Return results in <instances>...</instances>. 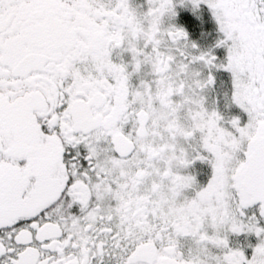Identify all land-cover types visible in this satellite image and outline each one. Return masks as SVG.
Here are the masks:
<instances>
[{"label":"snow or ice","instance_id":"obj_1","mask_svg":"<svg viewBox=\"0 0 264 264\" xmlns=\"http://www.w3.org/2000/svg\"><path fill=\"white\" fill-rule=\"evenodd\" d=\"M0 264H264V0H0Z\"/></svg>","mask_w":264,"mask_h":264},{"label":"flooded vegetation","instance_id":"obj_2","mask_svg":"<svg viewBox=\"0 0 264 264\" xmlns=\"http://www.w3.org/2000/svg\"><path fill=\"white\" fill-rule=\"evenodd\" d=\"M189 30H190V36L192 38L197 39V41L204 47L210 46L213 42L214 39L217 36L216 32V26L214 21L211 19L209 13L206 11L204 14V23L202 25H196L195 22H192L188 25ZM202 27L205 32L208 34L206 36H200L198 29ZM214 51L217 52V55H222L223 50L222 49H214ZM220 78L224 79L227 82V74L226 73H221Z\"/></svg>","mask_w":264,"mask_h":264}]
</instances>
